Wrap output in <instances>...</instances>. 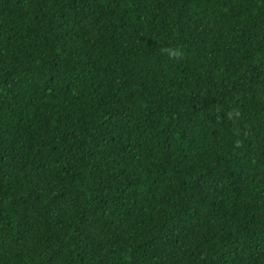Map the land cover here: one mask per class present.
<instances>
[{
  "label": "trees",
  "instance_id": "16d2710c",
  "mask_svg": "<svg viewBox=\"0 0 264 264\" xmlns=\"http://www.w3.org/2000/svg\"><path fill=\"white\" fill-rule=\"evenodd\" d=\"M0 264H264V0H0Z\"/></svg>",
  "mask_w": 264,
  "mask_h": 264
},
{
  "label": "clouds",
  "instance_id": "9594fccd",
  "mask_svg": "<svg viewBox=\"0 0 264 264\" xmlns=\"http://www.w3.org/2000/svg\"><path fill=\"white\" fill-rule=\"evenodd\" d=\"M169 54L172 55V56H175L177 53H175L173 51H170Z\"/></svg>",
  "mask_w": 264,
  "mask_h": 264
}]
</instances>
